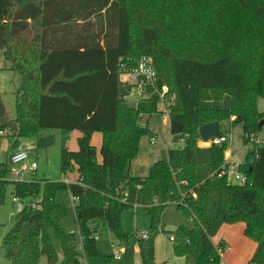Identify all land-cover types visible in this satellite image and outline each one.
I'll list each match as a JSON object with an SVG mask.
<instances>
[{
	"label": "trees",
	"instance_id": "16d2710c",
	"mask_svg": "<svg viewBox=\"0 0 264 264\" xmlns=\"http://www.w3.org/2000/svg\"><path fill=\"white\" fill-rule=\"evenodd\" d=\"M217 1L0 0V51L6 58L18 62L12 53L34 29L39 41L36 77L30 71L28 84L22 82L15 119L7 117L0 95V137L14 138L16 144L33 138L37 150L46 151L55 142L46 130L81 133L79 149L63 148L60 162L62 173L76 168L78 179L45 181L42 200L24 203L3 240L10 264H39L42 256L49 264H113L114 256L97 246L100 223L121 244L132 237L143 263L154 264L155 239L169 204L194 224L191 230L180 226L170 238L185 264H224V247L213 239L223 225L238 223L257 244L250 262L264 264V145L248 147L250 137L263 131L257 102L264 98V0L253 4L255 23L231 38L225 27L229 16L215 10ZM145 56L153 59L158 88L168 87L167 97L175 96L170 134L181 136L184 144L169 147L151 175L141 178L129 175L141 139L152 134L140 120L162 108L158 95L130 107L131 88L122 75ZM224 95L231 97L230 109L223 106ZM225 121L243 128L248 149L239 171L247 176L246 185L219 177L229 141L200 146L199 128ZM95 133L103 134L100 152L92 144ZM220 136H225L221 129ZM9 173L8 163L0 160V206L10 186L14 198L25 202L40 195V182L10 181ZM64 191L78 200L74 211L81 250L75 235L61 227L67 208L56 196ZM130 208L149 212L145 238L124 232L123 212Z\"/></svg>",
	"mask_w": 264,
	"mask_h": 264
},
{
	"label": "rangeland",
	"instance_id": "374dc122",
	"mask_svg": "<svg viewBox=\"0 0 264 264\" xmlns=\"http://www.w3.org/2000/svg\"><path fill=\"white\" fill-rule=\"evenodd\" d=\"M255 0H218L215 5L217 12L225 11L228 18V23H225L226 35L228 38L237 35L245 24L254 22L252 15L253 4ZM253 21V22H252ZM255 23V22H254ZM181 26V23H179ZM242 32V31H241ZM36 29L32 34L19 42L16 50L12 55L17 59V63L9 61L4 51H0V95L7 109V117L10 120L16 117V96L19 88L24 81L28 84V74L32 71L33 77H36L34 66L36 64V56L39 41L35 38ZM20 58V55H22ZM19 65V66H18ZM169 90V88H168ZM170 92V91H169ZM172 96H169L171 99ZM128 105L136 108L139 104L137 96L126 97ZM223 106L225 109L231 107V97L224 95ZM162 108V105L160 106ZM259 112L264 113V98H259L257 102ZM143 126L148 125L151 135L144 136L140 142V150L137 156L133 159L129 169V175L132 177H149L151 170L156 161L161 160L167 149L173 148L172 136L170 134L169 116L163 112L155 114L152 117L144 115L140 120ZM221 131L229 139V147L225 154L227 157H232L234 164H244L246 161V151L248 147L257 145L252 140H261L264 144V130L259 134H254L250 137L248 147L244 144V134L242 126L233 127L231 121L221 123ZM46 136H54V144L46 151H38L36 147V139L24 138L19 144H16L14 138L0 137V160L9 165L10 181H15L12 171L14 168L21 170L23 164H10V158L14 153L26 152L29 156L26 162L30 168L34 163H37L36 171L28 170L24 175L22 182H40L42 191L40 195L33 199L27 200L24 203L36 204L43 198V186L45 181L73 183L78 179L76 168L67 174L62 173L60 169L61 151L66 148L70 151L79 149L78 139L81 137L79 131L65 132L61 130H46ZM156 138V144L151 143V138ZM252 138V140H251ZM103 141L102 133H95L92 137V144L97 147L100 152ZM183 141L177 146H183ZM201 147L204 145L200 144ZM227 155V157H226ZM100 158V156H99ZM58 204L65 205L67 215L61 222V227L64 232L74 234L76 245L82 249V239L79 228L76 223L73 197L68 191L60 192L56 196ZM19 214L17 203L14 201L13 186H10L7 192L4 203L0 206V264H10L5 255L3 240L7 233L14 225L15 218ZM180 226L191 230L194 226L193 222L188 219L178 208L176 204H169L162 214L158 233L155 239L154 264H185V260L179 257L174 252L173 232L177 231ZM151 227V217L148 211L143 208H130L123 212V230L129 235H145ZM225 229L219 232V235L214 240V243L224 247L221 252L224 264H256L251 263L255 251V242L246 238L244 235V225L242 223L226 225ZM52 242L58 253L59 263L62 261L61 247L56 234L51 232ZM97 246L99 251L104 255L114 256L116 252H120V259L114 257L113 264H144L141 255L137 252V243L131 237L129 240L121 244L116 235L106 230L100 223L99 232L97 233ZM226 246H230L232 251H228ZM254 250V251H253ZM39 264H49L46 256H42Z\"/></svg>",
	"mask_w": 264,
	"mask_h": 264
},
{
	"label": "built area",
	"instance_id": "2783aa9c",
	"mask_svg": "<svg viewBox=\"0 0 264 264\" xmlns=\"http://www.w3.org/2000/svg\"><path fill=\"white\" fill-rule=\"evenodd\" d=\"M122 79L125 83L131 88L130 96H137L139 98V102L141 100H150L154 95H158L160 99V104L162 105V112L169 116L170 114V104H172L175 100V96H172L170 100L167 97L169 90L168 87H163L162 89L158 88L157 85V72L154 67V62L151 57H142L140 58L136 65L131 70H126ZM264 130V127H263ZM252 140V138H251ZM229 139L226 136H218L209 140L207 143L201 140L202 145L204 147L210 146H222L227 143ZM258 145H264L261 140H252ZM151 143L156 144V138H151ZM29 156L26 152H18L14 153L10 158L11 165L23 164L21 170L16 168L13 169L12 174L15 176V181L22 182L24 180L25 173L30 171H36L38 169L37 163H34L30 168L27 166L26 162L28 161ZM239 165L234 164L232 162V157H227L225 159L224 171L219 175L222 177L226 175L228 184L233 185H246L248 183V178L245 174L239 171ZM14 201L17 203L18 211L21 212L24 208V202L20 198H14ZM74 204L78 202L76 198H73ZM141 238H145V235H139ZM230 249V247H228ZM137 250L140 251L139 245H137ZM120 252H116L114 257L120 259Z\"/></svg>",
	"mask_w": 264,
	"mask_h": 264
},
{
	"label": "water",
	"instance_id": "95a60500",
	"mask_svg": "<svg viewBox=\"0 0 264 264\" xmlns=\"http://www.w3.org/2000/svg\"><path fill=\"white\" fill-rule=\"evenodd\" d=\"M259 127H264V120L259 123ZM199 135L203 142L207 143L209 140L220 136V125L218 122H212L206 125H203L199 128ZM181 136L177 135L173 137L172 143L178 144Z\"/></svg>",
	"mask_w": 264,
	"mask_h": 264
},
{
	"label": "crops",
	"instance_id": "0c3cea01",
	"mask_svg": "<svg viewBox=\"0 0 264 264\" xmlns=\"http://www.w3.org/2000/svg\"><path fill=\"white\" fill-rule=\"evenodd\" d=\"M220 125V129H221V124H219ZM225 135V134H224ZM172 140H173V138H172ZM182 140L180 139V141L178 142V143H180ZM173 144V143H172ZM174 145H176V144H174ZM226 157H227V155H226ZM157 162V161H156ZM155 162V163H156ZM130 169V168H129ZM243 224V223H242ZM244 225V224H243ZM224 227H226V225H223L222 227H221V229L219 230V232L220 231H222V230H224L225 228ZM244 230H245V225H244ZM243 230V231H244ZM219 232H218V234L217 235H219ZM217 235H216V237H217ZM215 237V238H216ZM215 238L213 239V242H214V240H215ZM215 244V243H214ZM256 244V243H255ZM216 245V244H215ZM230 247V246H229ZM256 249H257V244L255 245V251H256ZM228 251H232V248L230 247V249H228ZM254 251V250H253ZM255 251H254V253H255ZM137 252H140V251H138L137 250ZM254 255V254H253ZM184 259V258H183Z\"/></svg>",
	"mask_w": 264,
	"mask_h": 264
}]
</instances>
